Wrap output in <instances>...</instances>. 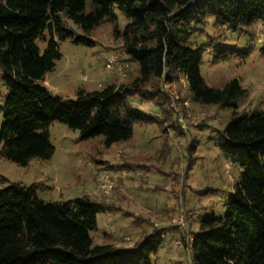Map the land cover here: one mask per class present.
I'll return each mask as SVG.
<instances>
[{
	"label": "trees",
	"instance_id": "obj_1",
	"mask_svg": "<svg viewBox=\"0 0 264 264\" xmlns=\"http://www.w3.org/2000/svg\"><path fill=\"white\" fill-rule=\"evenodd\" d=\"M116 10L130 19L123 30ZM70 20L85 34H77ZM210 20L253 36V27L264 25V0H0V70L6 87L0 158L26 165L32 158L52 157L49 128L55 121L78 130L81 139L103 135L106 146L128 140L134 124L150 118L130 98L140 94L153 100L157 96L151 97L154 91L147 86L182 74L195 102L233 108L218 145L241 168L224 212L205 214L193 232L192 264H264V109H238L248 90L237 78L222 88L206 83L201 64L207 47L192 37ZM107 21L121 50L136 63L137 76L128 83L79 89L75 98L52 95L42 81L62 56L60 42L93 46L90 31ZM262 43L264 56V35ZM248 54L217 43L213 60ZM156 101L162 120H168V101ZM38 187L0 185V264H153L167 227L154 228L133 246L93 244L98 214L109 208L104 198L87 194L46 201L37 195Z\"/></svg>",
	"mask_w": 264,
	"mask_h": 264
},
{
	"label": "rangeland",
	"instance_id": "obj_2",
	"mask_svg": "<svg viewBox=\"0 0 264 264\" xmlns=\"http://www.w3.org/2000/svg\"><path fill=\"white\" fill-rule=\"evenodd\" d=\"M116 12L117 25L123 30L130 19ZM69 23L77 34H85L71 20ZM113 32V23L107 21L90 31L93 46L70 39L60 42L62 56L42 81L52 95L75 98L79 89L90 90L109 81L128 83L137 76L136 63L121 50ZM252 33L215 26L210 20L192 37L196 44L207 47L201 64L206 83L222 88L237 78L248 90L237 107L248 112L264 109V56L260 52L264 25H255ZM217 43L249 54L214 61ZM2 75L0 70V123L6 93ZM156 83V87L153 83L147 86L154 91L150 96H157L153 100L140 94L130 98L137 110L150 117L134 124L130 139L106 146L103 135L81 139L78 130L55 121L49 128L55 146L52 157L32 158L26 165L0 158V179L7 178L0 185L36 184L37 195L46 201L87 194L102 197L109 208L98 214L97 228L91 231L93 244L133 246L154 228L167 227L153 264H192L193 232L205 214L224 212L241 169L218 145L219 130L233 108L195 102L182 74L170 82L161 79ZM156 100L168 101V120H162ZM174 123L175 129L170 126ZM106 174L114 184L107 192L101 190Z\"/></svg>",
	"mask_w": 264,
	"mask_h": 264
},
{
	"label": "built area",
	"instance_id": "obj_3",
	"mask_svg": "<svg viewBox=\"0 0 264 264\" xmlns=\"http://www.w3.org/2000/svg\"><path fill=\"white\" fill-rule=\"evenodd\" d=\"M103 180H104V183H102V185H101V190L106 191L108 189H111L113 186V182H112V179L110 178V176L108 174H106Z\"/></svg>",
	"mask_w": 264,
	"mask_h": 264
}]
</instances>
